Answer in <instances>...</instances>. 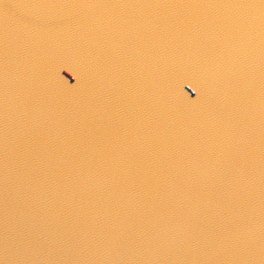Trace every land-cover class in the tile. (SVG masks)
<instances>
[{"label":"water","instance_id":"water-1","mask_svg":"<svg viewBox=\"0 0 264 264\" xmlns=\"http://www.w3.org/2000/svg\"><path fill=\"white\" fill-rule=\"evenodd\" d=\"M0 264H264V0H0Z\"/></svg>","mask_w":264,"mask_h":264}]
</instances>
